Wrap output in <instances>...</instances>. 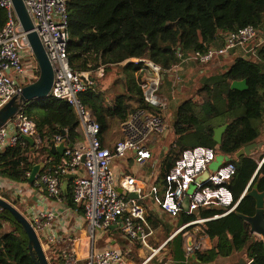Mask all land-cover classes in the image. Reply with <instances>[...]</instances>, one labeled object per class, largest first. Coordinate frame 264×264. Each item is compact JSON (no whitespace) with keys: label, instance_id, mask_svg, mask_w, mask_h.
I'll list each match as a JSON object with an SVG mask.
<instances>
[{"label":"trees","instance_id":"trees-1","mask_svg":"<svg viewBox=\"0 0 264 264\" xmlns=\"http://www.w3.org/2000/svg\"><path fill=\"white\" fill-rule=\"evenodd\" d=\"M66 8L69 63L76 70H92L93 84L81 91L79 98L99 123L102 142L112 126L119 125L136 107L152 110L141 88L144 76L151 73L150 68L143 60H132L146 59L160 66L158 94L168 102L173 100L177 90L190 91V95L176 104L168 123L167 136L163 139L167 148L159 161L160 175L170 170L182 151L205 145L229 156L235 164L228 181L235 200L249 181L247 190L256 184L258 191H264V0H66ZM5 19V10L0 7V28ZM246 25L257 30L249 42L263 38L255 48L254 57L243 49L245 55L236 56L231 64L208 68L199 77L196 87L182 83L179 88L173 83L174 78L167 76L192 52L219 48L227 32ZM33 61L37 66L35 59ZM121 62H124L122 66ZM99 66H104L101 75L94 71ZM113 69L118 70L120 90L111 103H105L97 82ZM193 77L186 76L185 83H190ZM241 79H246V89L230 87L231 81ZM20 112L35 122L44 143H35L32 149L21 137L16 144L4 147L0 151V179L8 180L10 185L25 183L32 187L27 180L32 164L48 156L59 160L61 155L52 154L48 144L55 135H61L67 146L73 145L80 138L76 129L78 119L67 101L52 96L28 101ZM224 123L228 125L217 144L212 139L213 130ZM252 142H262V146L250 154L235 156L240 148ZM10 190L12 186H0V195L16 207L19 197L15 195L10 201ZM65 201L69 206H76L71 199L70 181ZM77 208L78 213L83 214V207ZM222 210L200 208L197 215L210 216ZM237 211L253 215L255 199L243 195L234 211L201 223L197 236L207 235L213 243L210 248L194 251L189 257L191 262L209 264L218 257L243 251L246 260L264 264V240L250 230L249 223L238 216ZM195 216V213L181 214L177 216L178 224ZM147 220L161 239L174 229L167 218L158 217L150 209ZM122 240V244L128 241ZM150 242L154 246L158 244L154 240ZM27 243L20 223L7 209L0 208V264H35ZM133 243L136 248L142 245L136 240ZM55 252L51 264L60 263ZM166 258H185L184 231L167 242ZM217 264L239 263L238 259H231Z\"/></svg>","mask_w":264,"mask_h":264},{"label":"built area","instance_id":"built-area-1","mask_svg":"<svg viewBox=\"0 0 264 264\" xmlns=\"http://www.w3.org/2000/svg\"><path fill=\"white\" fill-rule=\"evenodd\" d=\"M23 1L32 19L33 30L37 32L53 69L51 96L71 105L78 119L76 129L80 135L73 145L65 144L59 160H54L52 156L44 158L43 167L36 175L32 187L28 186L31 194L39 195L36 200L28 202L31 195L27 196L20 186L12 187L13 194L25 205V211H20L35 230L46 257L47 252L56 248L55 257L59 259V264H125V254L121 249L95 248L97 231L119 227L129 241L136 240L147 245L152 234L147 212L148 208L153 207L171 217L192 213L196 216L179 224L160 246L152 249L137 264H146L169 239L182 231L185 234V258L201 250L202 245L196 237V233L201 230V223L234 211L250 181L235 200L228 188L235 164L225 155L216 170L209 171L208 167L218 152L205 145L182 151L170 170L162 175L159 170L157 174L142 181L135 175L123 173L118 179L112 169L114 160L130 158L135 164L142 165L151 159L156 143L167 136L168 124L161 114L167 108V100L158 94L160 66L146 59H132L143 60L150 68L151 73L144 76L141 88L152 110L136 107L120 123V137L111 144H105L101 140L99 123L79 98V93L93 84L92 70H76L69 63L66 0ZM0 7L6 14L0 28L1 106L36 77L37 66L30 60L33 53L27 32L22 29L12 1L0 0ZM256 33L252 25L227 32L223 46L208 47L206 51L196 50L187 59L209 62L216 56L226 55L235 47H245ZM103 67L94 70L97 75L102 74ZM24 134L33 137L34 144L44 143L35 122L19 111L0 127V151L16 144ZM61 141V135H55L51 142L57 145ZM166 148L163 147L162 151ZM68 175L73 177L68 179ZM158 177L160 181L157 182ZM64 180L68 181L67 192L70 181L71 199L76 205L74 207L66 204V195L61 188ZM117 187H121V191ZM130 192H137L138 196L130 198ZM79 205L83 207V214L78 213ZM206 207L223 210L210 216L197 215L200 208ZM78 214L83 217L82 224L86 232L87 248L83 255L75 251L80 241L77 232L80 226ZM188 238L190 243L187 242Z\"/></svg>","mask_w":264,"mask_h":264},{"label":"water","instance_id":"water-1","mask_svg":"<svg viewBox=\"0 0 264 264\" xmlns=\"http://www.w3.org/2000/svg\"><path fill=\"white\" fill-rule=\"evenodd\" d=\"M14 10L17 14L18 20L22 26V29L27 32L26 36L29 42V45L32 49L33 57L38 66L39 73L34 81H31L22 86L19 93L13 95L8 99L3 105L0 106V127L3 126L8 120L13 118L22 108V106L28 101H35L45 97L51 96L50 90L53 83V69L51 63L48 59L46 51L39 39V36L36 31L33 30L32 19L27 11V8L23 0H11ZM232 89L244 90L247 88L246 79L233 80L230 83ZM227 123L219 125L214 128L212 139L217 144L221 142L222 135L227 128ZM64 134V131H62ZM22 138L27 140L31 145V148H34V139L29 135H22ZM262 146V142H252L242 148H240L235 156L238 157L242 154H250L255 152L258 148ZM65 143L61 141L57 145L54 142H51L50 152L52 154L61 155L64 151ZM44 158H41L38 162L32 164L31 171L28 175V182L33 183L36 175L43 167ZM79 174H81L79 172ZM68 179L72 178L73 175H68ZM67 185L68 181L64 180L61 184V188L64 195H67ZM118 191H121V187H117ZM143 192V188L141 189ZM245 195L251 196L255 199V212L253 215H244L240 212H236L238 216L246 220L250 225V230L257 235L261 236L264 240V191H258L257 185L254 184L252 188L246 191ZM130 198H136L138 196L137 192H130L128 194ZM0 208L7 209L15 218L17 222L20 223L23 230L25 231L28 238V250L31 259L35 264H50L44 250L42 249L40 240L29 223L25 215L12 203L0 196ZM190 243V238L187 240ZM239 264H256L253 260H246L243 257L238 259Z\"/></svg>","mask_w":264,"mask_h":264},{"label":"crops","instance_id":"crops-1","mask_svg":"<svg viewBox=\"0 0 264 264\" xmlns=\"http://www.w3.org/2000/svg\"><path fill=\"white\" fill-rule=\"evenodd\" d=\"M262 39L263 38H260V41ZM260 41L253 40L251 42H248L245 45V47H243V48L239 47V46L235 47L234 49H231L226 55H220V56L214 57L212 60H210L211 62H209V64L201 63V64H203V65H201L200 63H196L194 60L184 58L172 70L173 71L175 70L178 73H179V71H182V74H184L186 76H192V77L194 76L195 79H199V77L202 74H204L208 68H212V67L217 68V67H221L224 65L225 66L229 65L228 64V58L229 57L238 56L240 54L245 55V52L243 53V49L246 50V52H249L250 57H254L255 56V48ZM211 48H214V47H211ZM119 65L122 66L123 63H119ZM114 70L115 69L108 71V74L106 75L105 79L98 80V82H97L99 89L101 90V92H103L105 103H111L114 96H115L114 94H116V92H114V90H115L114 88H116L115 86L113 87V90L110 89V86H113L114 83L117 82V74H116V71H114ZM118 83H117V86H119V88H120V83L119 84ZM196 84H198V82L197 83L193 82V85H196ZM116 89H118V87ZM119 137H120V124L117 127H112L111 130L106 133L103 143L111 144L115 140H117ZM108 139H110L111 141H109ZM159 141L156 143V145L152 149L151 159H149L148 161H146L142 165L136 164L134 166V168H133L134 173L132 175H135L137 179L142 180V181H146L149 178V176H151L152 174L158 173L159 161H160L159 156L161 155L160 150H162L163 147H166V145H164L162 143L163 139H161ZM130 160H132V159H130V158H127L124 160L117 159V160L113 161L112 169L115 172L118 179H120V177L122 176L123 173H128V172H126L125 162L130 161ZM8 183H9L8 180L3 179V178L0 179V186H5V187L20 186L24 189V193L27 196L31 195L29 200L30 199H31L30 201L33 200L32 195L34 193L32 192V194H31L30 190L28 189V185H26L25 183H20V184L13 183L10 185ZM149 209L152 210L158 217L167 218L168 223L170 225H174V229L179 225L177 217H169L166 213L161 212L156 207L148 208V210ZM82 218H83L82 215L78 214V221H79L78 223H80V226L77 229V232H78V235L80 237V241L78 244H76V247H75V251L78 255H83L86 251V248H87L86 232L84 229V225H83L84 221ZM82 221H83V224H82ZM56 227L59 228L58 226H56ZM200 227H201V225H200ZM151 229H152V234L148 238L147 245H141L140 247H137V248L134 246V243L129 241V240L127 241V243L122 244V241H123L122 239L125 238V240H126L127 238L124 237V235L121 233L119 227H111L107 231L100 232L101 235H99V238L94 243V246L96 249L106 248V247H117V248L121 249L125 254V264H137V263H140L143 259H145L150 254L152 249H155L158 246H160L165 241V239L174 230L173 229L171 231V233L168 236H166L164 239H161L158 235L159 233L157 232V230H154L152 227H151ZM192 230L193 229H191V231ZM61 231L62 230H60V232ZM105 233H107V234L105 235ZM197 233H196V237H197V239H199V241L202 245V249L210 248L212 246V243H213L212 240L207 235L197 236ZM171 239H169L168 241H170ZM150 240L157 241L158 244L154 246L153 244H151ZM184 241H185V234H184ZM167 242L157 253H155L146 262V264H195V263L191 262L189 260V258H184L183 260L182 259H172V258L164 259ZM191 256H193V254ZM230 256H232V255H230ZM229 258H231V257H229V256L218 257L215 261L210 262L209 264H217V263L227 262V261L231 260Z\"/></svg>","mask_w":264,"mask_h":264},{"label":"rangeland","instance_id":"rangeland-1","mask_svg":"<svg viewBox=\"0 0 264 264\" xmlns=\"http://www.w3.org/2000/svg\"><path fill=\"white\" fill-rule=\"evenodd\" d=\"M236 56H231V57H229L228 58V64H231V62L234 60V58H235ZM30 60L34 63V59H33V57H31L30 58ZM211 62V61H210ZM35 64V63H34ZM33 64V65H34ZM114 71H116V74L118 75L119 73H118V70H114ZM108 74V73H107ZM107 74H105L102 78L100 77L99 78V80H101V79H105V77H106V75ZM171 74H173V75H171ZM167 76H172L173 78H174V80H173V83H175V85H177V86H179V88H180V84H184V85H188L189 86V84H190V87H196V85H198V84H196V85H193V82H199V79H195L194 77H193V79H191V82L189 83V82H187L186 81V83H185V77L186 76H184L183 74H182V71H179V73L178 72H176L175 70L173 71V70H170L168 73H167ZM118 79V78H117ZM29 81V80H28ZM119 81L117 80V82L116 83H114V85L113 86H110V89L111 90H113V87L115 86L116 88L118 87V89H116V88H114L115 90H114V92H118V90H120V88H119V86H117V83H118ZM120 83V82H119ZM118 83V84H119ZM192 83V84H191ZM185 87V86H184ZM186 90V89H185ZM184 89H180V90H177L176 91V93H175V96L173 97V100L172 101H167V108L166 109H164V110H162L161 111V114L163 115V117H164V119H165V121H166V123L168 124L169 122H170V120H171V115H172V112H173V110H174V107L176 106V104L180 101V100H182L183 98H185V97H187L188 95H190V91H187V92H184L185 91ZM189 90H190V88H189ZM164 97V96H163ZM167 100V99H166ZM118 126V124H115V125H113L112 127H117ZM162 139H165V137L164 138H162ZM109 141H111L110 139H108ZM164 145H166V142L165 141H163L162 142ZM167 146V145H166ZM160 154L162 155L163 154V151L162 150H160ZM161 155H160V157L159 158H161ZM225 158V155L223 154V153H220V152H218V153H216V155H215V159L213 160V162L209 165V171H215L216 170V168L219 166V164H220V162L223 160ZM125 164H126V172H128V173H130V174H133L134 172H133V168H134V166L136 165L132 160H130V161H126L125 162ZM204 175H205V173H204ZM191 188H193V184L191 185ZM4 190L6 189V188H3ZM191 190V189H190ZM9 195H11V197L9 196ZM8 195V198H9V200L11 201V200H14V197H15V195L13 194V192L10 190V194ZM1 196V195H0ZM39 197V195L37 194V193H34L33 195H32V199L33 200H36L37 198ZM10 198H12V199H10ZM30 201V200H29ZM28 201V202H29ZM16 207L19 209V210H21V211H25V205L24 204H22L21 202H20V199H19V201H18V203H17V205H16ZM107 233H105V235H106ZM99 235H101L100 234V232L99 231H97V234H96V240L99 238ZM261 237V236H260ZM55 250H56V248L52 251V252H55ZM52 252H47V259H48V261H49V263L51 264V262L53 261V259L52 258H54V254L52 253ZM146 252V251H145ZM229 257H231V258H229V259H232V260H236V259H239L240 257H243V258H245L244 256H243V251H240V252H236L235 254H232V256H229ZM239 257V258H238Z\"/></svg>","mask_w":264,"mask_h":264}]
</instances>
